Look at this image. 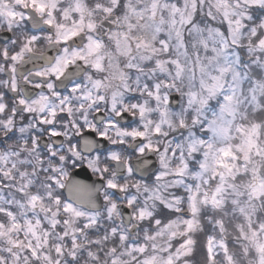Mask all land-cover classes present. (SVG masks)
<instances>
[{"label":"snow or ice","instance_id":"obj_1","mask_svg":"<svg viewBox=\"0 0 264 264\" xmlns=\"http://www.w3.org/2000/svg\"><path fill=\"white\" fill-rule=\"evenodd\" d=\"M0 264H264V0H0Z\"/></svg>","mask_w":264,"mask_h":264},{"label":"water","instance_id":"obj_2","mask_svg":"<svg viewBox=\"0 0 264 264\" xmlns=\"http://www.w3.org/2000/svg\"><path fill=\"white\" fill-rule=\"evenodd\" d=\"M79 178H81V179H85L84 177H79Z\"/></svg>","mask_w":264,"mask_h":264}]
</instances>
